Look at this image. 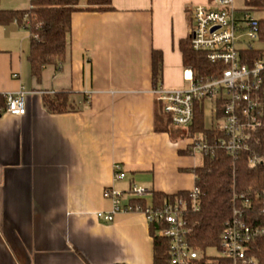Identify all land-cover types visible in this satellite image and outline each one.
<instances>
[{"label": "crops", "instance_id": "crops-1", "mask_svg": "<svg viewBox=\"0 0 264 264\" xmlns=\"http://www.w3.org/2000/svg\"><path fill=\"white\" fill-rule=\"evenodd\" d=\"M235 2V1H234ZM213 0H112L113 9L71 17L62 66L40 82L29 62L31 36L16 22L0 26V95L26 87L27 114L0 115V264H153L144 213L128 207L133 186L177 195L196 187L189 140L155 131L152 53L163 55L160 85L188 89L180 45L191 8ZM30 0H2L23 11ZM185 83L188 86H185ZM157 87V88H158ZM72 93L77 111L49 114L43 95ZM205 121L212 128L210 105ZM119 166L125 178H116ZM107 190L123 194L113 222Z\"/></svg>", "mask_w": 264, "mask_h": 264}, {"label": "built area", "instance_id": "built-area-1", "mask_svg": "<svg viewBox=\"0 0 264 264\" xmlns=\"http://www.w3.org/2000/svg\"><path fill=\"white\" fill-rule=\"evenodd\" d=\"M190 11L191 48L206 59L210 69L206 76L197 78L195 71L188 68L185 72V79L191 83L188 89L160 85L154 95L178 128L193 124L197 103L210 105L212 128L216 127L223 136L212 142L202 133L190 136V155H214L220 149L233 159L248 154L250 166H264V60L249 55L259 43V20L248 9H236L234 0H213L210 5L194 6ZM29 94L24 86L4 94L0 115H26ZM116 178H125L119 166ZM130 193L133 197L145 198L148 191L133 186ZM105 195L113 201L112 211L99 212L96 216L113 222L114 215L122 211L123 194L107 190ZM199 207V190L195 187L189 192V200L180 199L144 212L149 224L159 225L157 235L169 241L170 264H258L255 253L264 244V199L260 212H255L247 199L234 205L220 242L214 247L220 253L218 257L207 255L210 248L195 249L188 242L185 210Z\"/></svg>", "mask_w": 264, "mask_h": 264}, {"label": "trees", "instance_id": "trees-1", "mask_svg": "<svg viewBox=\"0 0 264 264\" xmlns=\"http://www.w3.org/2000/svg\"><path fill=\"white\" fill-rule=\"evenodd\" d=\"M246 4L250 11H264V0H246ZM112 9V0H30V8L27 10H0V26L16 22L28 29L31 36L29 56L31 73L37 82H40L45 67L52 65L59 68L65 61L73 13L80 11L103 13ZM258 20L259 42L263 48L254 50L249 55L264 60V19ZM180 49L184 67L192 68L197 78L206 76L210 65L202 55L192 50L190 39L183 41ZM162 77L163 55L160 51H153L152 80L155 88L161 83ZM4 103L5 99L0 95V105ZM43 106L52 115L77 111L72 101V93L64 91L44 94ZM155 131L168 133L173 140H184L196 133L206 135L210 142L223 136L216 127H207L204 104L200 102L196 104L194 122L189 128L174 126L160 107L155 115ZM200 157L201 164L192 170L199 190L200 207L198 210L186 209L184 218L189 229L188 242L195 249L205 251L218 246L225 223L231 218L235 204L240 205L241 201L247 199L255 212L262 210L264 166H250L248 154H241L237 159H233L220 149L216 150L214 155ZM180 199L189 200V193L166 195L153 192L151 203L145 198L134 197L128 207L144 213L148 209L155 210L166 204L177 203ZM159 228L157 223L150 224L154 250L153 264H170V244L167 239L157 235ZM255 256L258 264H264V244H261Z\"/></svg>", "mask_w": 264, "mask_h": 264}, {"label": "rangeland", "instance_id": "rangeland-1", "mask_svg": "<svg viewBox=\"0 0 264 264\" xmlns=\"http://www.w3.org/2000/svg\"><path fill=\"white\" fill-rule=\"evenodd\" d=\"M234 7L238 10H245L248 9L250 10V8L247 6L246 4V0H234ZM254 13V15L258 18V19H264V11H252ZM263 48V45L259 43L255 44V50H261ZM185 86L187 87L188 84L185 83ZM201 164V159L199 157H197V165ZM207 255L209 257H218L220 255L219 251L217 248H210L207 251Z\"/></svg>", "mask_w": 264, "mask_h": 264}]
</instances>
